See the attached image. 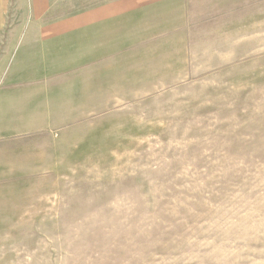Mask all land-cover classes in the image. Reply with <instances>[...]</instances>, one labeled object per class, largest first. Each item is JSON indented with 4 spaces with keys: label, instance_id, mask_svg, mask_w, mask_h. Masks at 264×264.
Segmentation results:
<instances>
[{
    "label": "rangeland",
    "instance_id": "obj_1",
    "mask_svg": "<svg viewBox=\"0 0 264 264\" xmlns=\"http://www.w3.org/2000/svg\"><path fill=\"white\" fill-rule=\"evenodd\" d=\"M19 3L0 0V264H264V0H186L132 34L86 117L58 110L88 106L71 82L9 96Z\"/></svg>",
    "mask_w": 264,
    "mask_h": 264
},
{
    "label": "crops",
    "instance_id": "obj_2",
    "mask_svg": "<svg viewBox=\"0 0 264 264\" xmlns=\"http://www.w3.org/2000/svg\"><path fill=\"white\" fill-rule=\"evenodd\" d=\"M19 2L26 9L22 24H27V32L18 39L16 53L9 63V96H24L35 102L65 95L70 100L73 93L78 96L74 89L69 92L65 87L71 82L84 88L80 102H87L88 106L70 110L65 104L58 110L81 117L90 115L92 102L108 101L103 99L107 83H100L102 72L106 66L121 61L132 34H162L167 24L173 23V30L185 22L186 0H85L84 9L53 17L47 13L60 2ZM177 13L180 18H174ZM17 37L15 34L14 39ZM13 109L24 114L21 105ZM33 110L38 114V105ZM58 110L46 103V110L41 111L45 114L40 115L53 117Z\"/></svg>",
    "mask_w": 264,
    "mask_h": 264
},
{
    "label": "trees",
    "instance_id": "obj_3",
    "mask_svg": "<svg viewBox=\"0 0 264 264\" xmlns=\"http://www.w3.org/2000/svg\"><path fill=\"white\" fill-rule=\"evenodd\" d=\"M56 11L55 10H51L50 12L47 13V16L48 17H53V16H56Z\"/></svg>",
    "mask_w": 264,
    "mask_h": 264
}]
</instances>
